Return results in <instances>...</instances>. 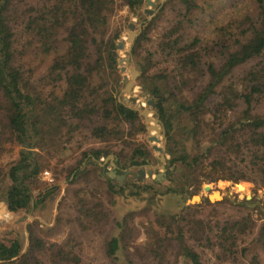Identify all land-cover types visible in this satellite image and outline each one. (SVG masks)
<instances>
[{
    "label": "trees",
    "instance_id": "trees-1",
    "mask_svg": "<svg viewBox=\"0 0 264 264\" xmlns=\"http://www.w3.org/2000/svg\"><path fill=\"white\" fill-rule=\"evenodd\" d=\"M161 1L158 14L149 19L148 0H0V187L9 185L10 211L27 209L29 184H43L51 170L65 178L75 172L71 184L85 192L78 202V220L83 221L93 213L88 202L97 190L88 175L103 173L102 157L115 154L126 167L154 159L141 109L122 97V50L117 46L132 22L139 32L132 47L140 72L136 85L142 98L154 99L151 110L163 129L168 176L180 166L202 181L227 178L264 187V0H257L244 18L220 27L211 41L189 32L187 20L197 0ZM174 1L184 10L153 39L157 18ZM92 141L102 146L87 147ZM12 152L17 160L3 165ZM70 159L74 163L67 164ZM103 175L102 191L110 198L147 194L154 200L156 194L182 193L162 188L158 180L127 188ZM36 193L38 206L45 207L47 199ZM238 204L239 213L260 206L255 199ZM202 207L185 204L158 215L154 226L162 238L142 261L121 253L122 237L130 240L139 226L118 221V233L106 242L112 264H206L205 249L215 254V264H242L256 246L264 253V223L256 232L251 209L222 220L214 212L202 217ZM9 216L5 212L2 218ZM241 234L255 238L240 246ZM29 239L23 254L20 241L1 244V264H81L77 257L67 263L65 245H48L31 227ZM53 248L58 252L52 254ZM248 264H264V257L255 252Z\"/></svg>",
    "mask_w": 264,
    "mask_h": 264
},
{
    "label": "rangeland",
    "instance_id": "rangeland-1",
    "mask_svg": "<svg viewBox=\"0 0 264 264\" xmlns=\"http://www.w3.org/2000/svg\"><path fill=\"white\" fill-rule=\"evenodd\" d=\"M167 1L168 0H162L161 3H165ZM158 2L159 0L156 1L154 6H149L147 4L146 10H152V14H148L149 19H153L158 14ZM197 3L198 8L194 11V13H192L190 20H187L189 32L192 35L197 34L205 41H211L220 27L228 26L232 22L244 18L251 11H254L255 6L257 5V0H197ZM184 8L183 3H180L179 1L169 3L166 6L165 11L155 22L154 29L151 32L152 38L154 39L157 35L163 32L177 17L178 11L184 10ZM121 14H125V11H121L119 16ZM133 21L136 22L137 18H133ZM141 25L142 23L139 24L140 27ZM135 32L139 34L136 29ZM123 42L125 43V48L121 52V59L126 58L125 51L133 47V43H131L129 39V30L123 35ZM123 65H120L121 70ZM124 75H128L131 80L129 69L123 72V82ZM125 88L122 91V97L125 101L131 100L132 97H138L140 102L134 103V106L140 108L141 113L143 112V109H149L151 113L150 117L155 119L157 118L152 112L151 106L146 103V98L149 96L142 98L139 95L140 89L139 86L136 85V82L131 92L126 93ZM141 102L144 105V108H142ZM144 120L148 124L147 144L150 148H152L151 145L154 143L151 142L149 138L157 135L158 133L154 134L156 132H152L150 130V126L154 125V123L147 121L145 117ZM160 138V145L165 147L164 134L161 135ZM91 146L98 148L102 145L98 141H92V143L87 145V147ZM20 149L28 150L27 147H21ZM109 155H114V158L116 157L115 154ZM109 155L102 157L98 163L110 160L109 167L112 166V159L109 158ZM17 158L18 156L16 152L8 153V155L2 159L1 163L6 165L10 162L16 161ZM53 161L54 160H52V163ZM118 162V165L122 169L128 167L131 168L132 166H122L120 158H118ZM69 163H74V160H67V164ZM84 165L85 162L83 161L81 166ZM137 169H139V167H133L131 169V173H133V175H137ZM112 170L113 169L108 167L104 169V171L108 172H111ZM140 170H144L145 172L151 171L150 169L146 170L143 167H141ZM161 171L156 170V172H154L153 178L155 180L156 174ZM171 171L172 174L161 182V185L163 186L162 188L171 187L176 191L182 190L183 194H156L154 195V200H151L147 194H141L138 198L128 195L123 197L114 195L110 198L107 193L102 191L104 184L100 182V180L102 181V179H104L102 177L103 173H98L97 176L94 174L88 175L91 185L97 187V190L91 192V201L90 203L88 202L89 206L94 208L92 209V212L97 214V216L93 215V213L85 215L87 217L86 219H83V221L82 218L78 220V215L81 212L82 206V204H79L78 202L80 199H83L82 196L85 192H76L75 188H77L78 185L71 184L72 179L75 177V172H72L68 178H65L56 177L51 170L50 176H44L43 184H29L33 190L48 189V193L43 192L42 199H47L45 207H39L38 203L40 200L36 198V205L34 209L27 208L18 212L10 211L5 202V190L9 185L7 184L4 187H0V218H2L3 215L1 210L5 209L6 213L14 212L17 219H19V222L15 220L10 223V225H7V227L13 228L12 233L5 235L0 234V245H10L16 241H20L23 245V250L21 252V254H23L29 246L31 227L35 235L46 240L48 245H65L66 254H68L67 263L75 262L74 260L77 257L79 258L81 264H112L113 258L108 256L106 252V242L108 237L113 234V232L118 233L116 228L118 221H123V223H127L128 225L134 227L139 226L137 232L130 237V240L127 238L128 235H124V237H122L121 253L123 255L131 256L135 261H142L140 257L149 256V252L146 250H150L151 246L154 244H159V241L162 238V234L159 229L154 226L156 217L158 215H168L169 213H173L185 204H202L203 207L199 210L202 217L207 218L214 213H218L222 220L229 216H238L239 214L248 212L251 209L252 213L250 214H253L252 218L256 220L257 224L255 228L256 232L259 226L264 223V187L258 183L245 180L236 182L227 178H215L210 182H206L197 179L195 174L188 168L180 166ZM117 174L123 175L121 173ZM151 181L152 179L148 181V184H150ZM238 182L246 185V190H238L236 185ZM57 183L61 184L56 190H53L51 185H55ZM207 185L211 186L210 191H206L204 189ZM130 190L131 189L127 190V194L130 193ZM183 190L186 192H183ZM217 191H219L220 195H222V199L216 202L210 201L209 195ZM196 195L200 196L201 199L197 203H192L191 199ZM247 196L251 197L249 200L255 199L260 202V206L251 205L248 208H244L239 213L240 205L238 203L247 199ZM103 213L109 214L110 217L106 220L102 219ZM151 226L153 227L151 228ZM239 236L240 239L238 240V243L240 246H246L252 242V239L255 238V235L248 236L247 234H241ZM55 248H53L52 254L58 252V249ZM255 252H259L262 258L264 257L263 250H261L259 246H256V249L250 252L249 257L244 259L242 264H248L249 261L251 262V256ZM52 260L53 259H50V262H53ZM58 260L59 259H57V261ZM202 260L206 264H215L218 262L215 254L209 249H205L202 253ZM2 261L3 260H0V264Z\"/></svg>",
    "mask_w": 264,
    "mask_h": 264
},
{
    "label": "water",
    "instance_id": "water-1",
    "mask_svg": "<svg viewBox=\"0 0 264 264\" xmlns=\"http://www.w3.org/2000/svg\"><path fill=\"white\" fill-rule=\"evenodd\" d=\"M156 1H158V0H148L147 3H148L149 6H154ZM146 13L147 14H152V10L151 9H147ZM137 36H138V34L135 32V24L134 23H130V25H129V39H130V42L133 43ZM117 47L119 49L123 50L125 48V43L123 41H121ZM125 55H126V58L120 59L119 60V64L120 65H123V64L128 65V66H126V65L122 66V72H125L127 69H129L130 74H131V80L129 79L128 75H124V82L126 83L125 92L128 93V92H131L132 89L134 88L135 82H136L137 78L139 77L140 72L134 66V60L132 58V48H130L129 50H126L125 51ZM131 101L133 103H137V102H140V99L138 97H132ZM146 103L149 106H151V107L155 106L154 99L152 97L146 98ZM141 106H142V108H144V105L142 104V102H141ZM142 113H143L144 117L147 119V121L154 123V125L150 126V130L152 132L158 133V135L151 136L149 138V140L151 142L157 143L154 146V149L156 150V152L160 153L159 159L163 162V164L160 166L162 171L159 172L158 174H156V176H155L156 180L162 182L166 178V166L164 165V163L166 162V155H165V153H163L164 149L160 145L161 144V138H160L159 135L161 134V130H162L161 127L158 126V123L160 121H159L158 118L155 119V118L150 117L151 113H150L149 109H143ZM109 158H111L113 160L114 159V155H109ZM114 167H115V165H114ZM140 173H141V175H145L146 174V172L144 170H140ZM109 175L112 178H117L120 182H122L123 179L126 177V175H124V174L123 175L117 174L116 170H112L111 172H109ZM148 175L149 176H153V173L149 172ZM62 183H64V182H62ZM60 184L61 183H57L55 185H51V188L53 190H56L57 187L60 186ZM236 185H237L238 190L244 188L243 183H241V182L236 183ZM204 189L206 191H210L211 190V186L207 185V186L204 187ZM8 190L9 189H6L5 193L8 192ZM36 192H41V194L43 192L48 193V189H45V190H41V189L33 190L30 187V185H29V194L31 195L32 200L28 204V208H31V209L35 208L36 198H37V193ZM217 192H218V194L220 193L219 191H217ZM196 197H198L199 199L195 200ZM200 199H201L200 196L196 195V196H194L191 199V202L192 203H197V202L200 201ZM221 199H222V195H221L220 199H213L212 195L211 194L209 195V200L212 201V202L220 201ZM247 199L249 200V199H251V197L247 196ZM1 211H2V213L6 212L5 209H2ZM9 214H10L9 218H6V219L0 218V230H3V234L4 235L12 233L13 232L12 231L13 228L8 227V228L3 229L2 226L8 225V222L12 223L15 220L19 222V219H17L16 214L14 212H9ZM9 219L12 220V221H10Z\"/></svg>",
    "mask_w": 264,
    "mask_h": 264
},
{
    "label": "flooded vegetation",
    "instance_id": "flooded-vegetation-1",
    "mask_svg": "<svg viewBox=\"0 0 264 264\" xmlns=\"http://www.w3.org/2000/svg\"><path fill=\"white\" fill-rule=\"evenodd\" d=\"M158 126L161 127L160 126V122L158 123ZM161 129H162V127H161ZM154 134H157V133H154ZM161 135H163V129L161 130V134L159 136L161 137ZM156 144L157 143H154L153 145H151V147H152V149L154 151V153H153L154 159L149 158V157L143 158L141 165H139V169H137L138 170L137 171V175H133V173H131L132 172L131 169L133 167H135L134 165H132L131 168L128 167V168L122 169L118 165V157L117 156L112 160V164L113 163L114 164L112 166H110V167H109L110 160H108L107 162H102V163L99 162V164H100V166L103 169H106V167H108L110 169L116 170V173H121V174L126 175V177L124 178V181L122 183H125L127 185V188L133 187V186L139 187V188H145L147 186V184L149 183L148 181H150V179H152V181H155V179L153 178V176H149L148 173L149 172H152L153 175H154V172H156V170L161 171L160 170V166L163 164V162L159 159L160 153L156 152V150L154 149V146ZM163 149H164V147H163ZM163 153H164V151H163ZM114 165H115V167H114ZM164 165L166 166V178L165 179H167L168 173L170 171L169 168L167 167V160L164 163ZM141 167H143L146 170L147 169H150L151 171H149V172L147 171L145 175H141V173H139V170L141 169ZM135 168H138V167H135ZM104 174H106L107 176H109L111 179H115L116 180V178H112L109 175V172L108 171H104ZM102 177H104V175H102ZM133 179H135L137 181L138 185H136V184L133 183ZM5 202H6V199H5ZM6 205L8 207L7 202H6ZM21 210H24V209H21ZM21 210H18V211H21ZM18 211H15V212H18Z\"/></svg>",
    "mask_w": 264,
    "mask_h": 264
},
{
    "label": "bare ground",
    "instance_id": "bare-ground-1",
    "mask_svg": "<svg viewBox=\"0 0 264 264\" xmlns=\"http://www.w3.org/2000/svg\"><path fill=\"white\" fill-rule=\"evenodd\" d=\"M243 186H244V188H242V189H240V190H246V185L243 184ZM211 195H212V198H213V199H220V198H221V195H220V193L218 194V192H214V193H212ZM197 199H199V198L196 197L195 200H197ZM4 213H5V212H4ZM4 213H3V215H4ZM9 220H10V219H9ZM10 221H11V220H10ZM8 223H10V222H8Z\"/></svg>",
    "mask_w": 264,
    "mask_h": 264
}]
</instances>
